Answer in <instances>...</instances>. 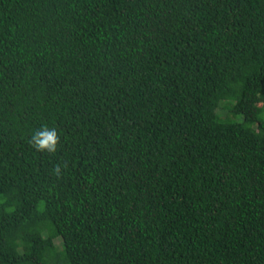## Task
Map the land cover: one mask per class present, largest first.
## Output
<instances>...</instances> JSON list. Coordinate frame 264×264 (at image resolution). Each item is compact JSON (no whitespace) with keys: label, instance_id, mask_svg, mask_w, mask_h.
Here are the masks:
<instances>
[{"label":"trees","instance_id":"trees-1","mask_svg":"<svg viewBox=\"0 0 264 264\" xmlns=\"http://www.w3.org/2000/svg\"><path fill=\"white\" fill-rule=\"evenodd\" d=\"M0 264H264V0H0Z\"/></svg>","mask_w":264,"mask_h":264},{"label":"clouds","instance_id":"clouds-1","mask_svg":"<svg viewBox=\"0 0 264 264\" xmlns=\"http://www.w3.org/2000/svg\"><path fill=\"white\" fill-rule=\"evenodd\" d=\"M32 142L38 150L53 152L55 151L58 142L57 131L55 128L44 126L41 130H37L34 132ZM56 171L59 172L58 167Z\"/></svg>","mask_w":264,"mask_h":264},{"label":"rangeland","instance_id":"rangeland-1","mask_svg":"<svg viewBox=\"0 0 264 264\" xmlns=\"http://www.w3.org/2000/svg\"><path fill=\"white\" fill-rule=\"evenodd\" d=\"M221 104H224V101H222ZM218 111H219V112H222V114L227 113L226 108H222V107H220V108L218 109ZM242 117H243V116H242L241 114H238V115H234L232 118H233V119L240 120V119H242Z\"/></svg>","mask_w":264,"mask_h":264}]
</instances>
